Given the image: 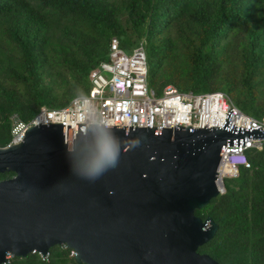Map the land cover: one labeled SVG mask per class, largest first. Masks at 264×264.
I'll list each match as a JSON object with an SVG mask.
<instances>
[{"label": "trees", "instance_id": "1", "mask_svg": "<svg viewBox=\"0 0 264 264\" xmlns=\"http://www.w3.org/2000/svg\"><path fill=\"white\" fill-rule=\"evenodd\" d=\"M113 38L126 50L144 44L148 83L161 94L222 91L244 113L264 117V0H0V146L11 116L31 120L91 89V72L109 60ZM226 192L197 210L219 225L199 247L220 264H264V148ZM14 173L0 174V180ZM12 264H77L53 247Z\"/></svg>", "mask_w": 264, "mask_h": 264}, {"label": "water", "instance_id": "2", "mask_svg": "<svg viewBox=\"0 0 264 264\" xmlns=\"http://www.w3.org/2000/svg\"><path fill=\"white\" fill-rule=\"evenodd\" d=\"M227 117L229 119L230 113ZM118 127L115 167L94 181L72 173L65 125L30 126L18 144L0 146V264L7 255L76 251L77 264H220L199 247L219 225L197 210L220 196L224 148L264 138L260 127ZM85 125L76 123V136Z\"/></svg>", "mask_w": 264, "mask_h": 264}, {"label": "built area", "instance_id": "3", "mask_svg": "<svg viewBox=\"0 0 264 264\" xmlns=\"http://www.w3.org/2000/svg\"><path fill=\"white\" fill-rule=\"evenodd\" d=\"M91 89L87 95L77 96L71 102L59 108L42 107L29 121H24L18 113L11 116V141L9 145L18 144L24 132L30 126L47 123L65 125L64 141L68 143L76 137V123L84 124L85 114L89 108L104 118L108 125L118 127H156L174 128L179 126L192 128L220 127L224 129L225 121L242 128L260 127L264 132V117L255 118L240 110L227 94L222 91L194 93L182 92L174 85H167L161 94L150 88L148 83L147 53L144 44L135 47L127 54L120 46L118 38H113L110 46L109 60L103 61L90 74ZM230 113L229 119L227 117ZM86 130V128H85ZM264 138L246 136V145H229L224 148L217 166L216 184L221 194L226 191L225 182L235 178L242 168H250L248 153L250 150H263ZM63 249H70L66 245ZM48 261L51 252L43 256ZM76 251L70 249V256ZM8 263L12 264L13 256L7 255Z\"/></svg>", "mask_w": 264, "mask_h": 264}, {"label": "clouds", "instance_id": "4", "mask_svg": "<svg viewBox=\"0 0 264 264\" xmlns=\"http://www.w3.org/2000/svg\"><path fill=\"white\" fill-rule=\"evenodd\" d=\"M81 99H85L81 95ZM85 132L66 144V155L73 174L94 181L105 171L116 166L119 142L108 125L94 108L85 114Z\"/></svg>", "mask_w": 264, "mask_h": 264}, {"label": "rangeland", "instance_id": "5", "mask_svg": "<svg viewBox=\"0 0 264 264\" xmlns=\"http://www.w3.org/2000/svg\"><path fill=\"white\" fill-rule=\"evenodd\" d=\"M133 49H134V48H128V49L125 50V52H126L127 54H131V52L133 51ZM145 49H146V48H145Z\"/></svg>", "mask_w": 264, "mask_h": 264}, {"label": "bare ground", "instance_id": "6", "mask_svg": "<svg viewBox=\"0 0 264 264\" xmlns=\"http://www.w3.org/2000/svg\"><path fill=\"white\" fill-rule=\"evenodd\" d=\"M238 177V176H237ZM236 178V177H235ZM229 179H232V178H229ZM217 185V184H216ZM225 187H226V182H225ZM220 192V191H219ZM226 192V191H225ZM221 194V193H220Z\"/></svg>", "mask_w": 264, "mask_h": 264}]
</instances>
